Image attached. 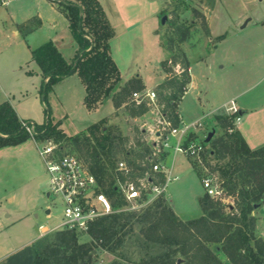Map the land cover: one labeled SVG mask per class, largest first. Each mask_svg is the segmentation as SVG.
<instances>
[{"label": "rangeland", "instance_id": "rangeland-1", "mask_svg": "<svg viewBox=\"0 0 264 264\" xmlns=\"http://www.w3.org/2000/svg\"><path fill=\"white\" fill-rule=\"evenodd\" d=\"M17 1V7L11 14L8 7L0 8V49L8 47L0 62L2 74H6L13 80L20 78L14 61L21 46L14 41L12 22L21 25L35 19L29 23L30 34L26 41H23L26 48L29 44L39 46L52 40L54 43L57 42L64 52L70 54L68 60L70 56H74L75 47L72 45L73 39L68 22L60 12L52 8L50 0H15L13 3ZM104 2L107 5L102 4L103 8L117 33L110 41L113 58L124 77L140 75L146 86L143 91L152 89L157 94V105L144 103L147 112L141 117H132L129 108L124 105L106 118L104 130L109 132L112 144L107 143L109 148H106L105 152L110 153V159L114 163L115 169L112 168L110 171L114 175L116 186L119 185V179L122 180L117 172L120 161H125L132 171H135L134 167L137 164L144 165L146 172L150 174L151 165L146 161L149 155L155 152L154 143H159L163 149L161 142L164 140H170L171 146L176 142V139L168 138L167 133L161 128L162 140L156 135L159 130V116L166 117L169 112L164 100V96H167L169 91H163L159 86L169 78L182 79L183 62L182 58H179L177 63L168 62L166 68L169 72L167 73L164 71L162 62L169 59L172 54L168 50L170 47L168 41L173 37L172 24L178 21L193 26L191 37L179 46L187 53L193 87L181 102V113L179 108L177 111L181 114L182 127L202 123L203 127L198 128L195 125L196 128L192 129L193 133L190 134L189 140L195 144H202L206 151L198 161L182 154L175 155L172 147L166 150L167 153H161L160 158L172 176L167 190V205L173 208L183 221L200 218L203 216L200 199L206 194L202 177H211L216 186L223 185L219 174L213 171L219 163L208 154L211 141L225 134L216 116L230 115L223 108L226 105L229 108L237 106L235 100L225 103L227 94H241L242 100H248L260 92V89L254 92L252 90L260 80V70L254 66L255 59L259 63V56L264 52V0H116L115 5L111 0H104ZM13 17L14 21H12ZM164 17L165 24L162 22ZM128 25L134 27L126 30ZM210 31L213 32L214 37L211 36ZM217 46L218 49L215 50ZM164 75L166 76L163 79ZM47 104L53 117L57 110L52 95L49 96ZM73 123L65 122L62 127L68 136L79 134L72 128ZM213 130L215 135L209 143H206L209 133ZM97 140L92 138V143L102 152L97 143L99 139ZM58 144L64 152L75 154L85 164V160L76 151L71 141H62ZM82 146L86 149L85 144ZM34 153L23 148L20 150L8 148L0 152V180L9 177V179L12 178L10 183L15 184L16 179H25L29 176L32 173L31 169L35 168L34 163L31 162L32 159L35 162ZM41 162L44 164L42 160ZM36 163L39 164L40 160ZM30 165H33L32 168ZM136 173L133 172L132 179H135ZM40 174L42 176L43 173L40 172ZM40 180L42 187L37 199L40 207L39 219H35L36 235L40 233V226L49 229L58 227L62 223L64 212L63 204L59 200L47 196L46 177ZM26 181L27 179L24 182ZM2 183L0 182V188H3ZM11 184H7V188H12ZM224 190L222 202L225 205L235 206V199L227 194L225 188ZM18 191L21 192L22 188ZM48 210H51L50 217L46 214ZM119 212L126 215L141 211L133 212L122 207ZM140 230L141 225L138 223L137 216L128 220V224L120 233L122 236L126 235L125 244L114 255L102 248L100 242H96L97 244L92 242L87 233H76L80 244L92 243L93 245L91 260L86 264H114L115 262L144 264V261L147 262L151 256L160 253L163 249L148 244L142 238ZM59 232L61 231L53 230L42 236L36 250L43 252L47 247L55 244ZM255 235L257 237L261 235L258 226ZM211 249L217 253L224 264H230L218 246L213 245Z\"/></svg>", "mask_w": 264, "mask_h": 264}, {"label": "trees", "instance_id": "trees-1", "mask_svg": "<svg viewBox=\"0 0 264 264\" xmlns=\"http://www.w3.org/2000/svg\"><path fill=\"white\" fill-rule=\"evenodd\" d=\"M51 1L69 21L78 46L77 55L69 63L52 41L31 51L32 60L39 65L44 79L41 96L46 105V121L42 125L22 121L9 102L0 104V149L31 139L23 123L34 126L36 141H71L96 177L99 192L105 194L113 205L114 213L94 221L87 233L92 242H100V246L113 255L125 244L126 235H120L121 231L128 220L137 216L142 238L163 249L144 264H224L211 249L213 245L220 248L230 264H264V238L255 235L259 223L255 212L264 206V146L254 150L248 146L236 130L235 115L216 116L225 134L212 140L208 149V154L219 163L213 171L219 174L227 194L235 199V206L225 205L205 194L200 199L203 216L187 221L181 220L164 199L140 213L125 215L119 212L125 203L110 171L114 163L110 153L105 152L109 148L107 143L112 144L109 132L104 130L107 119L82 134L68 137L61 130V123L52 117L47 99L58 82L77 74L86 89L84 106L89 112L97 111L112 100L116 109L126 105L132 117H141L147 109L144 104L136 106L133 95L143 91L145 86L140 78L122 84L121 72L110 49V41L116 36L115 29L99 0ZM192 27L178 21L172 24L173 37L168 41V50L172 54L162 62L166 73L169 72L166 68L168 62L177 63L179 58L183 62L182 79L169 78L159 86L161 90L169 91L164 96L169 109L166 117L174 126L180 125V105L191 84L190 62L179 46L191 37ZM92 138L99 139L97 143L102 152L92 143ZM84 144L86 149L82 146ZM134 170L136 178L147 169L137 164ZM118 177L124 180L120 172ZM92 251V243L80 244L76 232L61 231L55 244L43 252L35 250L33 264H86L91 260Z\"/></svg>", "mask_w": 264, "mask_h": 264}, {"label": "crops", "instance_id": "crops-1", "mask_svg": "<svg viewBox=\"0 0 264 264\" xmlns=\"http://www.w3.org/2000/svg\"><path fill=\"white\" fill-rule=\"evenodd\" d=\"M14 1L15 0H11L6 5H2L0 0V8L2 6L8 7L10 11L9 13L11 14L12 10H14V8H16L18 4V1L13 3ZM99 1H102L101 4H103L104 6L107 5L105 4L104 0ZM111 2L113 3V5H115L114 2L116 3V0H111ZM50 3L52 8L56 9L65 17L69 26L68 19L59 10L58 6L52 1ZM32 20H28L21 25L17 24L16 22H12V26L14 28L12 30V34L14 33L15 36L14 41H16V44L21 46V50L16 54V59L14 61L15 67L20 73V78H18L17 80H13L11 77L9 78L6 74H2L3 72L0 70V104L4 102H9L15 109L20 120L31 121L35 124L42 125L46 121V105L43 102L41 96V88L44 79L39 65L32 60L31 51L37 49L43 44L39 46H33V44H29L26 48L25 44L23 43V41H26V38L30 34V29L28 27L29 23H31ZM12 21H14V17L12 18ZM247 23L245 25H247ZM133 27L134 26L128 25L126 30H129ZM210 32L211 36H213V32ZM72 39V45L75 47V54L74 56H70L69 60L68 55L70 54L64 52L63 48L59 46L57 42L54 43L52 40H50L56 45L60 53L69 63L74 60L78 52V46L73 36ZM7 49L8 47L6 46L4 47V49H0V62H2V56L5 53V50ZM217 49L218 46L215 48V50ZM259 59V63H257V59H255L254 66L258 70H260V80L253 87L254 90L252 91L254 92L257 89H260V92L256 95L251 96L248 100H242V96H240L241 94L237 95L226 93L227 102H225L228 103L232 100L236 101V108L239 111V115L241 116L240 122L236 125V130L241 133L248 146L253 150L264 146V52L260 54ZM118 68L121 72L123 85L133 78H140L143 82V79L140 75H131L129 77H124L119 66ZM165 76L166 75H164L163 79L165 78ZM158 85L159 84H157V86ZM192 87L193 85L191 75V84L189 86L188 91ZM51 95L54 97V103L57 110L53 118L55 122L61 123L60 128L62 131V127L64 126L65 122H70V124H72L73 122L77 121V123H73L74 125L72 128L75 131H78L76 133L82 134L86 132L87 129L92 125L110 117L116 110L113 101L109 100L97 111L89 112L84 106L86 89L77 74H74L58 82L54 86L53 91L49 94V96ZM226 106H224L223 108H225ZM99 112H101V114H99ZM65 134L68 136L67 133ZM8 148H17V150L23 148V150L26 151L31 150L35 152L34 154L36 159L35 162L33 159L31 161L35 165L34 170L31 169L32 173L29 176L25 177V179L22 178L16 179L15 181L13 180L15 184L10 183L12 182V178L9 179V177L3 178L2 181L0 180V182H3V188H0V264H33L34 253L37 248V244L41 241V237L55 229H49L48 227L40 226L47 230V232L43 234L40 231L39 227V235H36L35 233V227L37 225L35 219H39L38 209L40 207L38 205L37 199L39 197L40 189L42 187L40 179H45V177L47 179V174L45 166L41 162L42 159H40L39 157L40 154L38 150V145L34 139L31 138L17 146L1 148L0 152ZM38 160H40L41 164L36 163V161L38 162ZM40 172L43 173L42 176ZM26 179L27 181L24 182ZM7 184H11L12 188H7ZM19 188H22L21 192L18 191ZM46 214L48 217H50L51 210H48ZM255 214H257V217L259 218L258 227L261 230L260 237L264 238V206L259 208L255 212Z\"/></svg>", "mask_w": 264, "mask_h": 264}, {"label": "built area", "instance_id": "built-area-1", "mask_svg": "<svg viewBox=\"0 0 264 264\" xmlns=\"http://www.w3.org/2000/svg\"><path fill=\"white\" fill-rule=\"evenodd\" d=\"M11 0H1L2 5H6ZM136 105L148 104L157 105V94L154 90L141 91L133 95ZM230 115H235V126L240 122L241 116L236 106L225 107ZM160 114V112H159ZM183 126L182 123L174 126L173 122L164 115L158 119L159 130L156 135L162 140V133H167V137L176 139L173 146L170 140L154 143L155 152L149 155L148 161L151 165V173L145 172L141 176L132 179L133 171L125 161L118 163L117 171L122 173L124 180L119 179L121 197L126 210L138 212L148 208L155 202L167 198L169 183L172 181L171 173L161 162L160 154L167 153L168 148L173 147L175 155L182 154L194 160H201V155L206 151L201 144L190 141V134L194 128L203 127L202 123L196 125ZM26 131L35 140V128L33 125L23 123ZM194 126V127H192ZM160 128L163 130L160 131ZM36 141V140H35ZM40 157L45 166L49 198H56L63 204V220L56 227L55 231H70L88 233L91 224L99 218L114 213V208L108 197L99 192L100 186L96 177L90 172L81 159L75 154L66 153L63 148L53 140L36 141ZM202 183L206 194L215 200H223L224 188L216 186L211 177H202ZM40 231L47 232L43 227Z\"/></svg>", "mask_w": 264, "mask_h": 264}, {"label": "water", "instance_id": "water-1", "mask_svg": "<svg viewBox=\"0 0 264 264\" xmlns=\"http://www.w3.org/2000/svg\"><path fill=\"white\" fill-rule=\"evenodd\" d=\"M162 22H163V24H165V22H166V18L165 17L163 18ZM214 135H215V130H213L211 133H209V135H208V137L206 139V143H209L212 140ZM258 208L259 207L256 206V209H258Z\"/></svg>", "mask_w": 264, "mask_h": 264}]
</instances>
